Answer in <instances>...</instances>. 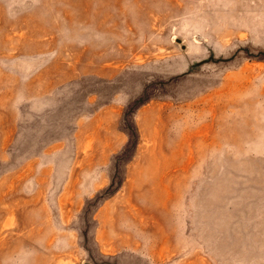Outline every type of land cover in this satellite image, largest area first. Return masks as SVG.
<instances>
[{
    "label": "rangeland",
    "instance_id": "1",
    "mask_svg": "<svg viewBox=\"0 0 264 264\" xmlns=\"http://www.w3.org/2000/svg\"><path fill=\"white\" fill-rule=\"evenodd\" d=\"M0 264H264V0H0Z\"/></svg>",
    "mask_w": 264,
    "mask_h": 264
}]
</instances>
